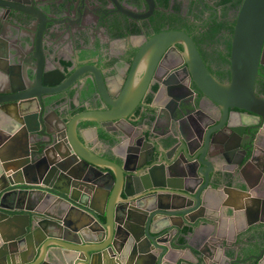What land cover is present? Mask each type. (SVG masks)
I'll return each instance as SVG.
<instances>
[{
	"label": "water",
	"instance_id": "1",
	"mask_svg": "<svg viewBox=\"0 0 264 264\" xmlns=\"http://www.w3.org/2000/svg\"><path fill=\"white\" fill-rule=\"evenodd\" d=\"M57 23L44 0H0V264H177L176 251L185 250L192 258L184 264H222L223 256L229 264H264L257 241L244 237L264 225V96L255 90L264 0L239 7L227 82L208 71L185 30H167L142 45L124 77L109 80L98 66L75 63L69 78L88 79L96 94L73 117L54 106L68 87L44 82L38 56ZM172 55L180 63L156 83L158 94L175 99L172 123L162 128L166 115L154 112L147 138L145 125H133L144 117L136 109ZM180 68L194 87L186 99L173 94ZM90 128L91 145L81 135ZM249 167L257 193L243 209L256 218L222 234L213 217L223 211L222 190ZM185 228L191 231L180 237Z\"/></svg>",
	"mask_w": 264,
	"mask_h": 264
},
{
	"label": "flooded vegetation",
	"instance_id": "2",
	"mask_svg": "<svg viewBox=\"0 0 264 264\" xmlns=\"http://www.w3.org/2000/svg\"><path fill=\"white\" fill-rule=\"evenodd\" d=\"M44 1L52 4L58 22L48 35H44L38 50V56L43 62L42 73L46 75L44 82L54 87L59 84L68 87L62 94L56 96L55 99L60 100L54 106H57L58 111H69L72 117L88 110L86 99L87 95H91L88 93L96 94L94 84L88 79L72 82L69 78V74L77 69L75 63L78 68L84 67V69L93 65L98 66L109 80L116 74L124 77L121 72L133 63L142 45L161 32L175 30L170 28L169 22L171 19L178 18L174 17L175 14L180 16L176 23L180 28L176 29L185 30L192 38L197 28L207 25V22L220 19L221 13V8L215 4L216 0H153L152 9L146 0ZM167 1H169L168 7ZM176 6H181L180 12L175 11ZM189 11L192 12L189 13ZM232 13V10L228 12L227 20L233 19ZM191 28L194 29L189 30ZM48 41L51 42L48 43ZM176 47L182 53V45L177 44ZM219 48L222 49V46ZM77 55L82 56L78 63ZM179 63V60L172 55L167 64H163L155 71L143 103L136 109V112L142 109L144 115L148 116L163 110L166 117L159 123L162 128L172 123L175 99L169 102L166 95L158 94V87L156 90L155 86L159 80L169 74L172 67ZM5 66L4 62L0 63V67ZM181 69L173 73L181 81L180 88L173 94L177 98L186 99L193 96L194 87L188 83ZM83 75L84 78L87 77L85 73ZM112 82L116 84L113 86V92H116L120 85L119 79ZM255 90L258 95L264 96L261 92L264 90V65L259 68ZM163 99H166L165 103H161ZM54 109L53 107L49 109L50 119L53 122L55 118L51 115V110ZM260 143L264 145V138ZM183 233L185 232L182 231L181 235ZM260 235L264 236V225L250 228L244 235L250 240L257 241L259 248L256 251L257 256L264 253V241L260 239ZM181 239L179 238V242ZM220 261L222 264H229L226 258L224 260V256L220 258ZM262 261L264 262V258Z\"/></svg>",
	"mask_w": 264,
	"mask_h": 264
},
{
	"label": "crops",
	"instance_id": "3",
	"mask_svg": "<svg viewBox=\"0 0 264 264\" xmlns=\"http://www.w3.org/2000/svg\"><path fill=\"white\" fill-rule=\"evenodd\" d=\"M166 99H163L161 103H165ZM57 111V110H56ZM150 116L144 115L143 119L138 121L137 123H133V125L138 124L145 125L146 128L141 129L142 131L148 133L146 134L147 138L151 137V132H148V128L150 125ZM92 125L86 126L91 127ZM98 138L105 137L104 133L100 130H98ZM264 134V132H263ZM82 137L86 140V143L91 145L92 141L96 139V132L95 129H88L86 131L82 132ZM251 172V173H250ZM253 173H256V169L253 167H249V169H246L245 171L241 170L240 174L230 179L227 182V188L222 190V202H223V211L222 213H216L213 215L214 221L216 222V225L218 229L222 232V234H227V232L234 231L237 228L243 227V222H251L254 221L256 218V213L253 209H249L248 211H245L243 209L244 207L251 208L252 202L250 201V197H255L256 191L251 190V187L256 185V180L251 178L250 174L253 175ZM264 178L261 179L260 184H264ZM252 191V192H251ZM252 194H251V193ZM245 211V212H244ZM258 218L264 219L263 212L258 215ZM182 235H180L181 237ZM179 237V238H180ZM226 238H228V235H225ZM200 236H195L193 239V242H201ZM222 242V240H220ZM177 255L174 259V261L177 262V264H184L186 260H190L192 258V255L185 251H176Z\"/></svg>",
	"mask_w": 264,
	"mask_h": 264
},
{
	"label": "trees",
	"instance_id": "4",
	"mask_svg": "<svg viewBox=\"0 0 264 264\" xmlns=\"http://www.w3.org/2000/svg\"><path fill=\"white\" fill-rule=\"evenodd\" d=\"M244 0H216V5L221 9L220 19H215L212 22H207V25H203L196 29V33L192 36V39L198 49L199 55L208 69V71L219 81L227 82L229 80V61L230 56V41L233 32V26L235 23L236 15L241 3ZM169 1H167V7ZM232 10L233 19L227 20L226 16L228 12ZM176 12L181 11V6L175 7ZM192 11H189L191 13ZM174 18L169 22L171 23V29L180 28L176 23L179 20V14H175ZM191 28L189 30H192ZM160 29H158L159 31ZM222 46V49L219 47ZM158 86H155L157 90ZM264 93V90H261ZM150 101V98H149ZM191 228L183 229V232L189 233ZM264 241V236H259ZM183 242V239L180 240Z\"/></svg>",
	"mask_w": 264,
	"mask_h": 264
}]
</instances>
